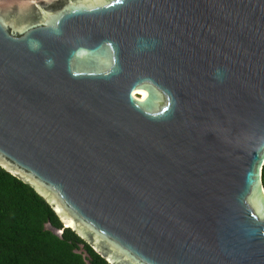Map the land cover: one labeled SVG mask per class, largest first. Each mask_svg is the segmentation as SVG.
Returning <instances> with one entry per match:
<instances>
[{
	"label": "water",
	"instance_id": "water-1",
	"mask_svg": "<svg viewBox=\"0 0 264 264\" xmlns=\"http://www.w3.org/2000/svg\"><path fill=\"white\" fill-rule=\"evenodd\" d=\"M263 164L264 0H0V168L108 264H264Z\"/></svg>",
	"mask_w": 264,
	"mask_h": 264
},
{
	"label": "trees",
	"instance_id": "trees-1",
	"mask_svg": "<svg viewBox=\"0 0 264 264\" xmlns=\"http://www.w3.org/2000/svg\"><path fill=\"white\" fill-rule=\"evenodd\" d=\"M139 97V96H138ZM264 187V164L261 169ZM50 227L62 231L55 235ZM0 264H108L28 185L0 168Z\"/></svg>",
	"mask_w": 264,
	"mask_h": 264
},
{
	"label": "bare ground",
	"instance_id": "bare-ground-1",
	"mask_svg": "<svg viewBox=\"0 0 264 264\" xmlns=\"http://www.w3.org/2000/svg\"><path fill=\"white\" fill-rule=\"evenodd\" d=\"M144 97H145V94L143 91H137L136 93H134V98H136L139 101L142 100Z\"/></svg>",
	"mask_w": 264,
	"mask_h": 264
}]
</instances>
